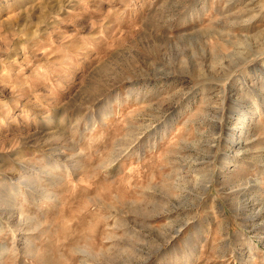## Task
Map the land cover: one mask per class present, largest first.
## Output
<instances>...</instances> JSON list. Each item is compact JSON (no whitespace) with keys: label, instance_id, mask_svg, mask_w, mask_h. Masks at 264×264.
I'll list each match as a JSON object with an SVG mask.
<instances>
[{"label":"rangeland","instance_id":"obj_1","mask_svg":"<svg viewBox=\"0 0 264 264\" xmlns=\"http://www.w3.org/2000/svg\"><path fill=\"white\" fill-rule=\"evenodd\" d=\"M0 264H264V0H0Z\"/></svg>","mask_w":264,"mask_h":264}]
</instances>
